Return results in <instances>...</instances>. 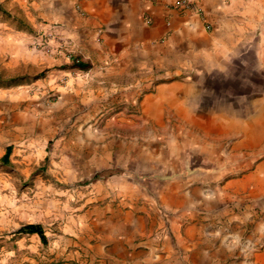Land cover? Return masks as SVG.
<instances>
[{"label": "crops", "instance_id": "0c3cea01", "mask_svg": "<svg viewBox=\"0 0 264 264\" xmlns=\"http://www.w3.org/2000/svg\"><path fill=\"white\" fill-rule=\"evenodd\" d=\"M177 1L63 0L69 15L52 32L67 42L69 58L88 65L82 79L65 86L59 104L72 108L67 152L86 159L88 172L106 168L113 157L120 167L111 177L114 207L106 204L65 219V231L86 239L79 251H69V264H264V159L225 182L240 193L238 198L218 190L199 193L201 182L216 173L199 174L200 185L191 187L195 196L187 182H162L157 195L163 207L179 211L166 216L165 226L152 234L155 216L139 200L130 173L136 156L158 157L146 163L147 170L167 168L164 154L95 152L104 136L82 129L108 109L114 111L104 126L131 129L137 117L141 123L162 119L167 108L180 110L193 123L219 127H246L245 115L233 117L231 110L250 108L248 99L255 111L263 109L264 0H191L194 9ZM249 52L256 66L250 71L245 67ZM238 62L243 69L237 70ZM233 77L244 82L237 94ZM47 119L55 121L54 116ZM129 138L136 141L134 135Z\"/></svg>", "mask_w": 264, "mask_h": 264}, {"label": "rangeland", "instance_id": "374dc122", "mask_svg": "<svg viewBox=\"0 0 264 264\" xmlns=\"http://www.w3.org/2000/svg\"><path fill=\"white\" fill-rule=\"evenodd\" d=\"M62 3L0 0V264H69V251H79L86 239L82 233L65 231V219L106 204L114 207L117 202L111 194V177L120 168L116 157L107 159L110 165L106 168L88 172L86 159L67 152L71 144L67 136L74 128L72 108H67L68 103L59 104L65 86L82 79L83 70L70 66L67 42L52 32L69 15ZM242 65L236 63L237 70ZM245 67L248 71L256 67L250 52ZM245 79L249 81L251 76ZM231 80L236 94L245 89L239 78ZM250 100L248 104L254 105ZM252 106L231 110L233 117L245 115L246 127L197 124L180 110L167 108L162 119L141 123L137 117L133 129L104 126L114 110H102L95 124L87 123L82 129L104 136L95 152L164 154L167 168L159 170L145 168L146 163L159 160L157 156H136L129 180L139 189V200L155 216L153 234L165 226L166 216L179 211L163 207L165 202L157 190L164 181L187 182L190 195L195 196L191 187L200 185L196 181L199 174L216 173L201 182L199 193L211 195L218 190L225 197L240 196L225 182L254 170L264 159V124L252 123L264 121V103L261 111ZM49 116L55 121L49 122ZM132 135L136 137L133 143ZM7 146L9 152L1 159ZM25 223L40 224L46 242L42 244L35 234L14 233Z\"/></svg>", "mask_w": 264, "mask_h": 264}, {"label": "trees", "instance_id": "16d2710c", "mask_svg": "<svg viewBox=\"0 0 264 264\" xmlns=\"http://www.w3.org/2000/svg\"><path fill=\"white\" fill-rule=\"evenodd\" d=\"M70 66L75 67L79 70H85L88 65L87 63L81 61L78 57L70 58ZM9 152V147H5L4 153L1 156V159H5ZM16 234H35L40 242L44 244L46 242V237L44 235L43 229L40 224L37 223H25L20 225L18 228L14 230Z\"/></svg>", "mask_w": 264, "mask_h": 264}, {"label": "built area", "instance_id": "2783aa9c", "mask_svg": "<svg viewBox=\"0 0 264 264\" xmlns=\"http://www.w3.org/2000/svg\"><path fill=\"white\" fill-rule=\"evenodd\" d=\"M177 5L186 9H194V5L191 0H178Z\"/></svg>", "mask_w": 264, "mask_h": 264}]
</instances>
